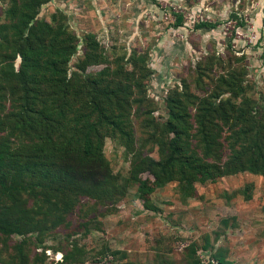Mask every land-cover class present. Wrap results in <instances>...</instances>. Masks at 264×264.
<instances>
[{
	"label": "rangeland",
	"instance_id": "374dc122",
	"mask_svg": "<svg viewBox=\"0 0 264 264\" xmlns=\"http://www.w3.org/2000/svg\"><path fill=\"white\" fill-rule=\"evenodd\" d=\"M9 6V0H0V25ZM176 14L183 17L179 28L172 26ZM36 21L54 27L64 23L81 38L69 72L78 70L83 77H95L106 67L132 72L130 54L145 58L139 65L150 72L143 87L133 88L125 115L134 131V150L155 160V145L141 147L147 135L144 122L152 116L165 121L170 92L181 81L194 90L193 74L202 75L200 67H208L207 74L215 78L221 70L234 68L248 97L264 105V0H51L39 9ZM199 23L214 27L198 28ZM89 35L99 44L101 64H89L83 57L82 37ZM19 63L17 58L16 69ZM103 133L102 154L111 179L96 197L76 201L64 192L21 191L5 202L12 211L35 210L31 220L36 232L26 236L30 240L25 245L31 258L44 252L43 264L60 263L71 245L79 249L75 264L108 253L116 257L113 246L127 245L133 221L148 215V222L161 216L167 224L169 264H185L174 260L182 254L193 264H201L200 256L227 264H264V177L244 173L215 182L195 179L190 188L169 181L152 185L150 194H140L139 184L130 180L132 156L110 128ZM146 178L153 182L142 173L140 179ZM23 239L0 234V264H11L13 248Z\"/></svg>",
	"mask_w": 264,
	"mask_h": 264
},
{
	"label": "trees",
	"instance_id": "16d2710c",
	"mask_svg": "<svg viewBox=\"0 0 264 264\" xmlns=\"http://www.w3.org/2000/svg\"><path fill=\"white\" fill-rule=\"evenodd\" d=\"M50 1L9 0L0 25V234L24 238L8 262L43 264L45 257L43 252L31 258L25 249L26 236L37 228L31 220L34 209L12 211L5 202L21 191L64 192L76 201L96 197L111 179L102 154L104 128L132 156L130 180L139 184L140 194L169 181L190 188L195 179L215 182L244 173L264 177V105L248 97L234 68L221 70L215 78L207 74L208 67H200L202 75L193 74L194 90L181 81L170 92L165 121L147 117L141 147L155 145V160L134 150V131L125 115L133 88L143 87L150 72L139 65L145 58L130 54L132 72L106 67L88 78L78 70L69 72L81 38L64 23L54 27L36 21L39 9ZM182 24V15L176 14L172 26ZM82 39L87 63L101 64L95 37ZM138 72L143 75L137 79ZM144 172L153 182L140 179ZM184 193L192 196L193 191ZM78 251L71 245L56 264H75ZM107 255L113 256L102 257Z\"/></svg>",
	"mask_w": 264,
	"mask_h": 264
},
{
	"label": "crops",
	"instance_id": "0c3cea01",
	"mask_svg": "<svg viewBox=\"0 0 264 264\" xmlns=\"http://www.w3.org/2000/svg\"><path fill=\"white\" fill-rule=\"evenodd\" d=\"M148 218V215H142L139 217L140 220L136 218L137 221H133L132 225L134 227L131 238L126 235L127 245L123 243L121 247L113 246L119 264H123L122 262H126L124 264H169L165 262L168 260L167 256H169L165 246V243L168 242L167 224L162 221L161 216L152 222H148ZM158 225L159 227H157ZM150 228L151 230H148ZM183 256V254L180 257L176 256L174 260L183 261L185 264H193V261L191 262L189 259L184 261Z\"/></svg>",
	"mask_w": 264,
	"mask_h": 264
},
{
	"label": "built area",
	"instance_id": "2783aa9c",
	"mask_svg": "<svg viewBox=\"0 0 264 264\" xmlns=\"http://www.w3.org/2000/svg\"><path fill=\"white\" fill-rule=\"evenodd\" d=\"M200 262L201 264H222L214 257L203 258L202 256H200ZM86 264H116V262L114 261L113 256L107 255L105 257L97 258L96 260L88 262Z\"/></svg>",
	"mask_w": 264,
	"mask_h": 264
}]
</instances>
